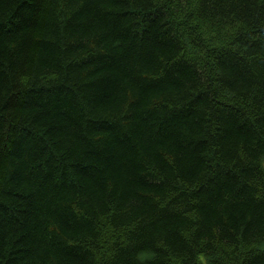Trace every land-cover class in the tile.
<instances>
[{"label":"trees","instance_id":"obj_1","mask_svg":"<svg viewBox=\"0 0 264 264\" xmlns=\"http://www.w3.org/2000/svg\"><path fill=\"white\" fill-rule=\"evenodd\" d=\"M0 264H264V0H0Z\"/></svg>","mask_w":264,"mask_h":264}]
</instances>
